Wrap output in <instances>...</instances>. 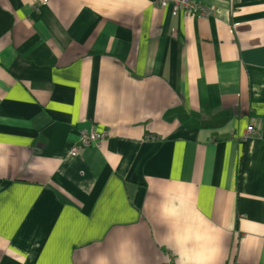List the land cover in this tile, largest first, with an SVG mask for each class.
Wrapping results in <instances>:
<instances>
[{
	"label": "crops",
	"instance_id": "1",
	"mask_svg": "<svg viewBox=\"0 0 264 264\" xmlns=\"http://www.w3.org/2000/svg\"><path fill=\"white\" fill-rule=\"evenodd\" d=\"M198 1L0 0V264H264V0Z\"/></svg>",
	"mask_w": 264,
	"mask_h": 264
},
{
	"label": "built area",
	"instance_id": "2",
	"mask_svg": "<svg viewBox=\"0 0 264 264\" xmlns=\"http://www.w3.org/2000/svg\"><path fill=\"white\" fill-rule=\"evenodd\" d=\"M238 3L240 0H235ZM159 5L161 7L171 6L172 14H185L190 13L199 17H208L213 12V9H208L201 5L198 0H159ZM257 132L253 125H249L246 127V134L244 135V139L252 135H256ZM107 138V134L104 131H95V130H82L80 131L79 137V146L73 147L70 150V156L75 157L78 155L80 149H86L91 146H98L99 143ZM166 264H172L169 259H167Z\"/></svg>",
	"mask_w": 264,
	"mask_h": 264
}]
</instances>
